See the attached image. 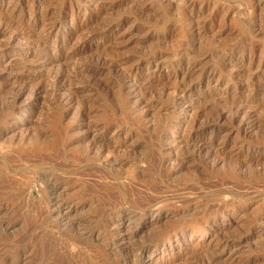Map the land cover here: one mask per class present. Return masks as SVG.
Listing matches in <instances>:
<instances>
[{
    "label": "rangeland",
    "instance_id": "374dc122",
    "mask_svg": "<svg viewBox=\"0 0 264 264\" xmlns=\"http://www.w3.org/2000/svg\"><path fill=\"white\" fill-rule=\"evenodd\" d=\"M0 264H264V0H0Z\"/></svg>",
    "mask_w": 264,
    "mask_h": 264
},
{
    "label": "bare ground",
    "instance_id": "6f19581e",
    "mask_svg": "<svg viewBox=\"0 0 264 264\" xmlns=\"http://www.w3.org/2000/svg\"><path fill=\"white\" fill-rule=\"evenodd\" d=\"M36 20V19H35ZM51 22V21H50ZM33 23H34V21H33ZM50 27H51V25H50ZM97 36V35H96ZM89 38H91V37H89ZM44 44V43H43ZM69 55V54H68ZM61 75H63V74H61ZM91 75V74H90ZM60 76V75H59ZM54 78V77H53ZM63 78H64V76H63ZM76 88V87H75ZM26 90V89H25ZM37 91V90H36ZM81 91H82V89H81ZM81 93V92H80ZM38 94V93H37ZM79 95V94H78ZM67 96H69V94L67 95ZM72 96V95H71ZM14 98V97H13ZM16 98V97H15ZM71 98V97H70ZM34 99V98H33ZM13 100V99H12ZM191 140V139H190ZM39 141V140H38ZM187 141H189V140H187ZM40 144H41V142H40ZM38 145V142L36 143H34V145H33V147L34 146H37ZM200 145V144H199ZM203 145V144H202ZM206 145V144H205ZM200 148V147H199ZM208 150V149H207ZM222 150H220V152H221ZM201 153V152H200ZM209 153V152H208ZM54 204V203H53ZM58 204V203H57ZM57 209H58V206H57Z\"/></svg>",
    "mask_w": 264,
    "mask_h": 264
}]
</instances>
